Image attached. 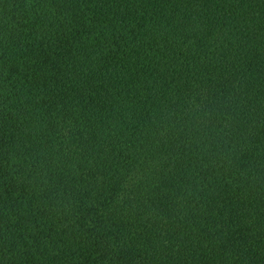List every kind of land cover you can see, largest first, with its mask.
Wrapping results in <instances>:
<instances>
[{
	"label": "trees",
	"instance_id": "trees-1",
	"mask_svg": "<svg viewBox=\"0 0 264 264\" xmlns=\"http://www.w3.org/2000/svg\"><path fill=\"white\" fill-rule=\"evenodd\" d=\"M0 264H264V0H0Z\"/></svg>",
	"mask_w": 264,
	"mask_h": 264
}]
</instances>
